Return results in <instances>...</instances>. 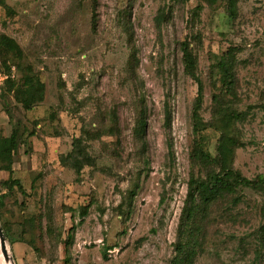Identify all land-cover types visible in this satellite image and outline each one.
I'll return each mask as SVG.
<instances>
[{"label": "rangeland", "instance_id": "374dc122", "mask_svg": "<svg viewBox=\"0 0 264 264\" xmlns=\"http://www.w3.org/2000/svg\"><path fill=\"white\" fill-rule=\"evenodd\" d=\"M25 78L44 86L30 110ZM0 101L22 140L24 191L0 190L14 264H173L182 234L183 264H264V191L221 193L181 232L219 140L264 180V0H0Z\"/></svg>", "mask_w": 264, "mask_h": 264}, {"label": "trees", "instance_id": "16d2710c", "mask_svg": "<svg viewBox=\"0 0 264 264\" xmlns=\"http://www.w3.org/2000/svg\"><path fill=\"white\" fill-rule=\"evenodd\" d=\"M176 1L186 2L188 0ZM207 1L211 2V0ZM227 4L229 12H233L235 0H227ZM200 9L201 6L196 7V10ZM5 41L7 50L17 51V47L14 44L7 40ZM182 53L185 72L197 85L198 103L193 107L192 118L194 122V129L198 131L199 129L204 128V126L199 125L200 116L198 114L202 102V83L195 73V60L186 43L183 44ZM43 91L44 86L38 79L25 78L22 84L16 89L15 96L25 110H30L33 105L42 100ZM1 105L10 122L9 111L7 108H5L4 104L1 103ZM164 112L165 124L168 126L170 121V113L166 106ZM19 137L20 136L15 128H12L11 134L8 137H0V169L6 171L8 174V177L0 182V190L3 193L2 197H4V195L10 194L14 188H17L19 191H24L20 181L17 178H13V171L11 169L13 154L16 152L19 144H22V140ZM231 149V144L228 142V140H219L217 145V152L219 156L218 170L209 172L205 179L198 178L193 179L190 182L187 198L183 208V226L181 232L186 233L189 226L195 221L200 209H204L210 203L211 199L217 197L221 193H234V191L242 188L254 191H264L263 179L259 178L256 180H249L244 178L238 171L231 167L229 163ZM1 205L2 204L0 202V207ZM1 228L2 232L4 233L2 224ZM188 249L189 242L184 239L182 234L175 246L176 256L172 260L173 264H183L184 259L187 257Z\"/></svg>", "mask_w": 264, "mask_h": 264}, {"label": "crops", "instance_id": "0c3cea01", "mask_svg": "<svg viewBox=\"0 0 264 264\" xmlns=\"http://www.w3.org/2000/svg\"><path fill=\"white\" fill-rule=\"evenodd\" d=\"M11 124L9 122L8 116L6 115L5 111L2 108V105L0 103V137L6 138L11 134ZM15 153L13 154L14 159ZM11 169L13 171V177L16 176L19 173V168L15 167L14 160L11 164ZM8 177V174L6 171L0 169V182L5 180Z\"/></svg>", "mask_w": 264, "mask_h": 264}, {"label": "water", "instance_id": "95a60500", "mask_svg": "<svg viewBox=\"0 0 264 264\" xmlns=\"http://www.w3.org/2000/svg\"><path fill=\"white\" fill-rule=\"evenodd\" d=\"M0 250H1V253L3 255L5 262L10 261L12 264H14L12 261V258L8 255L7 248H6V241H5V237L3 235L1 226H0Z\"/></svg>", "mask_w": 264, "mask_h": 264}, {"label": "bare ground", "instance_id": "6f19581e", "mask_svg": "<svg viewBox=\"0 0 264 264\" xmlns=\"http://www.w3.org/2000/svg\"><path fill=\"white\" fill-rule=\"evenodd\" d=\"M0 255H1V258H2V261H3V264H12L10 261L8 262H5L4 258H3V255L1 253V250H0Z\"/></svg>", "mask_w": 264, "mask_h": 264}]
</instances>
